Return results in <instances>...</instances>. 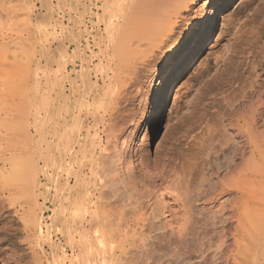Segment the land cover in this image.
I'll return each instance as SVG.
<instances>
[{
    "label": "rangeland",
    "instance_id": "374dc122",
    "mask_svg": "<svg viewBox=\"0 0 264 264\" xmlns=\"http://www.w3.org/2000/svg\"><path fill=\"white\" fill-rule=\"evenodd\" d=\"M137 1L13 0L10 4L7 1L8 3L2 6L1 10L4 12L9 5L8 7L13 10V16L10 22H5L3 18L0 20V45H4V49L0 51V173L8 167L7 161L12 156L18 162V158L27 156L36 174L33 179L35 188L32 191L35 199L34 203L18 202L17 205L21 208H29L31 207L29 204H33V214L39 221L41 231L45 233L48 230L51 240H48L50 242L43 240L36 242L31 233L33 238L31 234L28 235L29 242H31L28 243L24 241V237L15 236L16 233L13 230L15 226L21 224L22 220H19L20 216L13 215L11 210L0 206V264H59L58 259H52L54 257L49 255V244L52 242L60 244V252L69 253L67 246L59 241V235L62 232L61 222L58 219H52L53 212L59 209L61 172L55 171L57 172L54 177L55 182H48L46 168V159L50 154L56 161L55 166L58 167L61 163L62 145L59 136H61L60 132L62 133L60 116L62 77L65 73L75 82L74 87H79L78 84L81 83V80L77 79L81 69H84L83 73L89 76L90 81L85 82L79 88V92L72 93L71 105H74L73 115L77 111L78 118L85 117L86 122L92 124L95 131L92 132V136L95 141L100 138V144L105 142L100 130L101 123L106 117L103 113L107 109L112 110L111 113L114 112V118L115 113L117 114L114 119L115 125L111 124L117 125L113 127V130L117 128L115 131L122 136H120L122 138L119 139L120 141L115 139L118 143L114 142L111 136L107 137L108 144L103 145L105 147L109 145L113 150L101 146L103 149L99 153V155H104V163L109 162H106L101 172H96L95 182L100 184L101 190L106 191L107 196L113 193V198L117 199L116 194H121L117 200L110 198L112 201L110 203V200H107L109 205L103 207L101 216L109 223L119 222L120 226L111 227L94 235L97 240L95 242L97 255L94 264H127L130 258L136 264V258L141 257L142 250L157 246L156 237H152L158 233L156 229L152 227L149 230L138 229L137 231L126 229L127 224L136 214L137 205L146 201L150 205L157 206L156 194L159 196V188H162V191L166 185L160 187L159 185L163 184H158L153 179H148L149 181L147 180L148 182L144 184L146 179L142 181L138 167H136L137 170L134 167L141 156L152 161L157 158L159 160L166 158L172 163L171 165H175L177 173L179 168L186 169L194 164L197 166L198 158L205 155L209 157L207 167L221 164L224 158L231 157L233 153L236 154L235 148L239 147L238 144L242 141L244 148L241 146L243 142L239 148L243 149H241L243 153L244 150H248L246 139L243 137V130H246L247 125L239 120L236 112L243 91L251 92L256 89H261L257 93L260 99L259 105L255 103L257 96L253 98L255 101L252 100L256 105L252 102L251 105H255L253 106L255 109L260 106L259 108L264 110V11L257 20L248 18L257 0ZM105 7L108 10L102 17ZM110 15L113 17L111 18ZM238 16L241 17L239 22L236 20ZM106 17L113 19V23H118L117 33L113 35L106 33V23H104ZM235 23L239 29L233 41L234 47L240 50L242 43L249 41L251 36L254 42L253 48L247 50L245 56L237 54L234 57L212 90L209 105L203 111L197 108L192 116L180 126L177 122L180 118L178 116L186 108L191 97L198 94L202 86L210 82L215 66L229 50L225 47V36L232 28L230 26ZM83 24L85 27L81 26ZM122 26H125L123 27L125 30ZM85 44L88 48L83 46ZM257 65L260 66L259 69ZM258 72L259 79L263 81L261 88L255 87L260 81L256 77ZM93 80L99 85L96 90ZM253 88L256 89L252 90ZM75 92L79 94V97H75ZM94 93L96 98H94ZM172 102L176 107L173 109V116H175L167 139L169 146L164 138H160V131L163 124L161 122H164L166 113L173 105ZM118 119H122L121 122ZM121 130L123 131L120 132ZM184 133L189 134L190 140L191 136L194 140L191 142L188 137L181 138ZM113 134L116 135L114 132ZM110 140L114 143L109 144ZM235 143L237 146H234ZM213 146L223 148V157L222 155L215 156L216 160H214ZM122 149L129 154L126 155L129 160L124 159L125 166H123V156L122 161L120 160L118 164L114 163L115 155L120 157ZM235 161L239 160L235 159ZM148 162L151 163V161ZM113 165H116V168ZM129 166L133 168L135 175H140L138 177L141 183L137 175L138 180L136 178L132 180L133 178L129 177L127 172L124 173V169L120 170V168ZM119 170L125 176H122ZM194 177L193 173L187 178ZM19 179L20 176H17L18 186L24 189ZM127 196L130 200L125 198ZM154 196L156 203L151 204L149 200L153 201ZM223 198L217 196L214 205L223 202ZM134 199L139 202L133 206L131 203L135 202ZM99 200L102 203L105 197ZM130 205L135 207L134 214L130 212L132 211ZM151 209L156 210L153 207ZM205 216L210 217L207 214ZM208 218L207 220L211 221ZM214 224L212 227L210 224L206 229L202 228L203 230L199 227V230L194 229L196 228L194 227V231L197 232L192 229L193 232L189 231L192 232L191 234L188 232L190 235L185 234L186 238H181L182 241H179L183 244L175 243L177 247L179 245V249L175 247L183 255L176 257L178 263L249 264L234 255L235 246L228 245L232 243L230 239L233 233L232 225L227 222L220 223V225L219 222ZM129 242L133 247L132 255L128 251ZM128 254L131 255L130 258Z\"/></svg>",
    "mask_w": 264,
    "mask_h": 264
},
{
    "label": "bare ground",
    "instance_id": "6f19581e",
    "mask_svg": "<svg viewBox=\"0 0 264 264\" xmlns=\"http://www.w3.org/2000/svg\"><path fill=\"white\" fill-rule=\"evenodd\" d=\"M7 1H9V4H10L13 0H0V12L2 11L1 10L2 6L8 3ZM158 4L159 3H157V5ZM160 4H162V2H160ZM8 6L9 5H7L6 10H4V12L3 11L1 12L2 14L0 13L1 14L0 20H2L1 18H3L6 20V21L4 20L5 22L7 21L10 22L13 16L12 15L13 10L12 8H9ZM141 6L143 7V5ZM107 7L109 8V6ZM107 7L104 8L102 17H104V15L106 14L108 10ZM263 11H264V0H257L255 4L253 5V8L251 12L249 13L250 16L248 18L250 20H257L261 17ZM112 17L113 16H111V18ZM106 18L107 19L104 22L106 23V28H107L106 33H108V35H113L117 33L118 23L116 22L113 23L112 22L113 19H109V17H106ZM236 20L239 22L241 20V17L238 16ZM81 26H84V24ZM123 27L125 26H122V29ZM230 27H232L231 30L228 31V34L225 36V47L226 48L228 47L229 50H227L226 54L219 60V62L215 66L210 82L203 85L202 90L198 94L191 97L186 108L178 116L180 118L177 120V122L180 123V126L183 125L184 122L192 116V114L194 113L195 110H197V108L203 111V109H205L209 105L212 90L216 87V84L221 79L223 73L225 72L226 68L230 65L234 57L237 54H239L240 56H245V54H247L246 51L253 48L254 42L252 41V38L250 36L249 41L243 42L242 45L240 46V50H237L236 47H234L233 45V41L235 40V36H236L235 34H236V31L239 29V26H237V23H235V24H232V26ZM122 33H119V34H122ZM85 45L83 46L87 47V45L86 46ZM3 46L0 45V49H1L0 51H2V48L4 49ZM118 46L120 47L119 44ZM65 55H66V52H65ZM79 56L81 55L79 54ZM86 63H84V65H86ZM254 67L256 66L254 65ZM259 67L260 66H258V69ZM82 70L84 69H81V71L79 72L77 76V79L81 80V83L78 84L79 87H74L76 86L74 84L75 82H73L69 78L68 74L66 73L63 74L62 99H61L62 108H61V116H60L61 125H62V133L60 132L61 136H59L61 139V145H62V148H61L62 158L60 161L61 163L58 167L55 166L56 161L53 158V156H51V154L46 159L47 178L49 180L48 182H53L55 180L54 177L57 173L55 171L61 172V178H62L61 185H60L61 193L58 199L59 209L53 212L52 219L54 220L58 219L61 222L62 232L59 235V241H61L67 246L69 253L67 254V253L60 252L59 243H53V242L50 244L48 243L49 249H50L49 255L51 257H54L52 259H58L59 264L60 263L61 264H94L95 257L97 255L96 245H95V242L97 240H95L96 238L94 235L96 233L100 234L102 231H106L111 227L117 228L120 226L119 222H116L115 224L111 222L109 223L107 222L108 220L106 221L104 217L101 216V212L104 210L103 207L104 206L106 207L107 205H109L110 202H112L111 199H114L113 198L114 194L111 193L110 196H107V193H105L106 191L103 192L101 190L102 188L100 184L95 182L96 176H97L96 174L98 173L97 171L102 170L103 167L106 165V162H109V161H106L104 163L105 161L103 157L104 155L103 156L101 154L99 155V153L102 151L105 145L108 144L107 140L109 139L107 137L110 138L111 136L114 139L113 140L114 142H117L119 139L120 140L122 139L120 138L121 135H119V132L115 131L117 128L116 129L114 128L113 130V127H116L117 125L113 126L111 124V123H114V119L117 117V114L115 113L114 116L116 117L114 118L113 117L114 112L111 113L112 110L110 111V109H107L106 112L103 113V114H106V117L104 116L105 118L101 123L102 127L100 131L102 133V139L103 138L105 139V140L103 139L105 141L104 142L105 145H103L104 143L100 144L99 142L100 138L98 141L97 140L95 141V139L92 136V132H95V131L93 129L92 124L86 122L87 118L81 117L82 120L84 121L80 120L81 118H78L77 111H76V114L73 115L72 109L74 108V105H71L72 104L71 98L73 96L72 93L74 91L79 92L78 91L79 88H81L85 82L87 83L90 81L88 74L87 75L84 74ZM93 74L95 75V73ZM256 77H257V80H260L259 72L257 73ZM93 78L97 79L98 77H93ZM93 82H94V87L96 90V87H98L99 85L94 80ZM262 82H263L262 80L258 81L257 85L255 84L256 85L255 87L258 86L261 88L263 86V85L261 86ZM91 86L93 88V84ZM254 89L256 88H253L252 90ZM241 90H242V87H241ZM256 90L251 91V92L243 91L242 99L241 101H239V104L237 105L236 114L238 115L239 120L243 124L247 125L246 130H243V137L244 139H246V144L248 145L247 146L248 150L247 151L244 150V153L246 152L245 154L243 153V151H241L242 148L241 149L239 148L241 146L242 147L244 146L243 145L244 142L242 141L243 143L240 142V144L242 143L241 146L240 144L237 143L239 147H236V148L234 147L235 148L234 152H236V154L233 153L235 155L232 154L233 156L231 155V157L228 156V158L227 157L224 158L223 161H221V164H216L214 167H207L209 157L208 155H205L204 157L198 158L199 164L197 166L194 164L191 166L188 165L189 167H187L186 169H180V168L179 170L177 169L178 170L177 173L179 174H177L175 171V165H171L172 163H170V161H168L166 158L162 160H159L157 158L158 160L153 159L152 161V160L142 158V156L140 158L138 157L139 159H137L136 166L134 167L135 168L138 167V171L142 176V181L146 179V181L144 180V184L145 182L149 181L148 179L150 180L153 179L154 182L157 181L158 184H163V185H159L160 187L162 186L164 187V185L165 184L166 185L164 189L162 190L163 192L161 191L162 188H159L161 194L159 193V196H157L156 194V197H158V200L157 198L155 199V196L152 197L153 201L149 200L151 204L152 202L155 204L158 201V205L157 206L154 205L157 208L154 207L153 204L150 205V203H146V201L143 204L141 203L137 205L136 214L134 215V218L126 226V229L130 231H137L138 229L149 230V228L150 229L154 228L158 232V233L156 232L157 234L155 236L154 235L152 236V237H156L155 239L157 240V243H156L157 246L154 248H147V249L142 250L140 254L141 257L139 256L140 258H138L137 256L136 258L137 259L136 264H180L181 262L178 263L176 257L179 258L180 256H183L180 254L181 253L180 250H178L179 245H181L182 243V242H179V241H182L181 238H184V237L186 238L187 234L189 233L191 234L194 231V229H197L198 227L201 229L202 228L206 229L207 226L211 224V227H212V225H215L214 223L216 222H219V225L220 223H226V222L232 225L233 233H232V237L230 238L232 239V243L228 244L227 242V244L230 246H235L236 248V252L234 254L235 256H239L243 261L248 262L249 264H264V110L262 108H259L260 106L257 107L259 108V110L257 108L256 109L254 108L256 105L255 103L257 104L259 103L260 99H258L259 96L257 95V93L260 92L261 89L260 90L258 89L257 91ZM245 91H248V90H245ZM76 94H74L75 97L77 96L79 97V94L78 95ZM80 94L82 95V92ZM256 96H257V99H256L257 102L253 103V101H255L253 100V98H256ZM94 98H96L95 93H94ZM74 102H75V99H74ZM251 102L255 104L253 105L254 107L251 105L252 104ZM171 104L173 105L170 106L168 113H166L165 115L166 118L164 117L165 120L163 124L161 125V131H160L161 132L160 138H164L167 141V145L169 143L167 139L169 138V135L172 129L173 117L175 116V115L173 116V112H174L173 109H175L176 107L174 102H172ZM260 105H262L261 101H260ZM117 111L118 110L116 109V112ZM85 116H86V113H85ZM99 116H100V113H99ZM119 120L121 122L122 119H118V121ZM118 121L116 123H118ZM244 126L245 125H243V127ZM122 131L123 130H121L120 132ZM113 132L116 133V135H114ZM237 133L238 132H236V134ZM234 134L235 133H233V135ZM188 135L189 134L184 133L182 135L183 137L181 136L180 137L181 138L188 137V139L190 140ZM193 136H195V134ZM191 138L192 139L190 141L192 142L194 138L192 136ZM115 139H118V140L115 141ZM114 142L110 140L109 144L114 143ZM181 142L183 143L182 139H181ZM101 146H103V148ZM108 146H106L105 148L106 149L110 148V146L109 147ZM169 146H170V143H169ZM234 146H237L236 143ZM231 147H232V144H231ZM212 149H213L212 153H214V160H216L215 156L218 157L222 155L221 157H223V154H222L223 148L221 149L220 146L219 147L213 146ZM122 151L123 152H121L122 155H120V157L115 155L116 161H114V163L116 162V164H118L122 156H123L122 160L128 159L126 158V155H129V154H126L125 149H122ZM113 152L111 154H113ZM116 154H118V152ZM13 159H15V161ZM235 159H237V161L239 160L240 163L239 161L236 162ZM9 160L7 161L8 167L5 168V171L3 173H0V206L4 207L7 210H11L13 215L20 216L19 220H22V222L18 226H15L14 228L15 230H13V232L16 233L15 236L18 235L19 237L20 236L24 237L23 238L24 241L26 240L28 241V243H31L29 242L30 239L28 236L31 233H33V236L36 239V242H39L42 240L43 241L51 240V238L49 237L48 230H46L45 233L41 231L39 221L36 218L35 214H33L34 213L33 211L34 207H32L33 204H29L31 206L29 208H21L17 205L18 202H23L26 204L28 202L34 203L33 201L35 199V195L33 194L32 191H34L33 189L35 188L33 179L36 174H35L33 165H31V163L28 162L29 159L27 158V156L18 158L20 163L13 156L9 158ZM148 161H151V163ZM127 163L129 165V162ZM124 164L126 165L125 160H124L123 166H125ZM115 166L116 165H113V167ZM97 167H100L101 169L100 168L97 169ZM121 169H124V173L127 172L128 176L133 178V179L131 178L132 180L136 178L137 174L135 175V171H133L132 167L129 166V167L120 168V170ZM114 170H117V169H114ZM121 171L119 173H121ZM190 172L192 175L193 173L195 174L194 178H187L189 175L192 176ZM123 175L124 174H122V176ZM138 175H137V178L140 181L141 179L138 177ZM17 176H20L19 180L22 181L21 183L25 187L24 189H22L21 186L20 187L18 186V182L16 181ZM162 182H166V183H162ZM164 191H166V193L162 194L164 193ZM120 195L121 194H118V195L116 194L117 199H118V196ZM217 196H220L221 198L224 197L223 198L224 201L217 203L218 205L215 204L216 205L215 206L214 203L216 202L214 200ZM101 197L102 198L105 197V200L102 203L99 200ZM125 198H128V196ZM108 199L110 200L109 203L107 201ZM128 199L130 200V197ZM154 199L156 202L154 201ZM134 201H133L134 203H131L133 206L139 202L138 200H137L138 202H136L135 199ZM132 205H130L132 207L131 208L132 211L130 210L131 213H133V209H135V207L133 208ZM150 206L155 208L156 210L153 209L154 210L153 211ZM206 214L210 217L208 218L207 216H205ZM207 218L211 219V221L209 220L210 221L209 222ZM208 222H209V225H208ZM216 225L218 226V224ZM190 230L192 232H189ZM194 232H197V231L195 230ZM33 236L31 234L32 238ZM175 243L176 244L180 243V244L177 247ZM132 249L133 247L131 246V243L129 242L128 251L131 255H132L131 253ZM225 251H230V250H225ZM131 255L128 254L129 256L128 258H130ZM130 259L128 260L130 262H128L127 264H134L132 262V258Z\"/></svg>",
    "mask_w": 264,
    "mask_h": 264
},
{
    "label": "water",
    "instance_id": "95a60500",
    "mask_svg": "<svg viewBox=\"0 0 264 264\" xmlns=\"http://www.w3.org/2000/svg\"><path fill=\"white\" fill-rule=\"evenodd\" d=\"M163 123V121L161 122V124Z\"/></svg>",
    "mask_w": 264,
    "mask_h": 264
}]
</instances>
